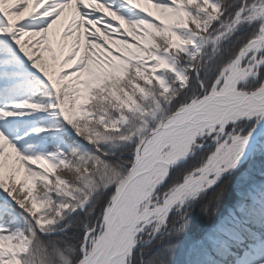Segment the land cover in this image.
Instances as JSON below:
<instances>
[{
  "label": "snow or ice",
  "instance_id": "1",
  "mask_svg": "<svg viewBox=\"0 0 264 264\" xmlns=\"http://www.w3.org/2000/svg\"><path fill=\"white\" fill-rule=\"evenodd\" d=\"M0 264H264V0H0Z\"/></svg>",
  "mask_w": 264,
  "mask_h": 264
},
{
  "label": "trees",
  "instance_id": "2",
  "mask_svg": "<svg viewBox=\"0 0 264 264\" xmlns=\"http://www.w3.org/2000/svg\"><path fill=\"white\" fill-rule=\"evenodd\" d=\"M229 192H230V196H229V202L233 199V197L231 196V187L229 188ZM221 211H224V209H221Z\"/></svg>",
  "mask_w": 264,
  "mask_h": 264
}]
</instances>
